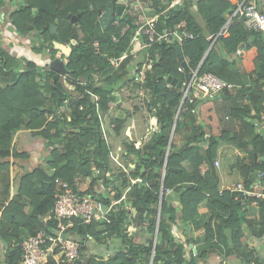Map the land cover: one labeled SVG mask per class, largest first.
<instances>
[{
	"label": "trees",
	"instance_id": "1",
	"mask_svg": "<svg viewBox=\"0 0 264 264\" xmlns=\"http://www.w3.org/2000/svg\"><path fill=\"white\" fill-rule=\"evenodd\" d=\"M5 1L0 0V4ZM14 1L10 22L16 32L31 39L36 53L57 56L60 50L55 41L71 42L74 26L79 38L72 44L70 55L61 54L70 70L67 75L25 55L16 56L0 43V180L5 184L7 200L11 165L24 169L20 162L29 155L22 148L21 138L26 134L17 135L18 132L29 129L33 137H44L49 149L43 166L17 176L12 201L29 205L30 213L17 209L13 203L6 204L7 200L0 203V238L7 246L4 252L0 246V264H21L23 248L19 241L25 232L22 229L27 226V231L35 233L45 226L39 217L47 216L54 204L56 177L69 181L83 194H96L108 205L117 201L105 219L83 224L75 220L70 227L68 234L73 235L69 237L81 243L80 264H150L153 249L152 264H204L211 253L222 248L216 234L226 231L230 240L226 250L244 249L245 244L240 241L244 227L239 224L243 205L236 198L237 192L220 190L222 175L215 164L223 136H206L203 124L197 122L198 103L186 99L183 107L187 109L178 114L182 89L168 85V75L181 65L175 48L179 41H156L135 59L131 51L139 17L131 6L119 25L111 22L103 29L99 9H104L108 0ZM172 1L152 0L153 12H163L157 20L158 29L163 32L184 18L188 29L193 30L195 22L201 35L189 40L199 49L198 57L202 58L212 45L199 72L211 71L224 79L221 67L229 62L225 57L232 53L227 52L201 15L198 5L202 0H184L171 6ZM207 1L220 15L236 7L229 0ZM78 13L79 20L72 22L69 15ZM52 24L57 25L54 33ZM97 41L99 51L95 47ZM216 53L221 55L218 61L212 59ZM123 54L128 55L115 69L110 57ZM147 57L152 58V66L141 81L135 82L136 64L141 65ZM260 58L261 54L256 63ZM190 73L185 71L186 75ZM183 78V74L179 75L180 80ZM263 87L264 65L252 79L253 100L248 106L242 105L240 113L252 118L250 123L256 133L253 162L242 164L248 184L257 170H264V160L255 159V153L264 156V137L256 129L264 110V97L260 94ZM134 89L141 93L126 94ZM241 95L245 93L241 91ZM133 117L147 126L151 117L157 118L139 146L138 140L127 134ZM178 133L185 134L181 143L175 141ZM87 177L89 186L79 190ZM168 194L173 198L169 199ZM203 204L206 210L201 211ZM132 208H136V213ZM260 210L263 223L259 236L264 234V204ZM234 211L238 214L229 218ZM172 224L181 226L183 240L173 234ZM54 227V220H49L48 229ZM91 238L97 243L111 241L113 256L104 260L93 255L85 257L84 250ZM190 243L196 245V252L188 253ZM46 264H54L53 259Z\"/></svg>",
	"mask_w": 264,
	"mask_h": 264
},
{
	"label": "crops",
	"instance_id": "2",
	"mask_svg": "<svg viewBox=\"0 0 264 264\" xmlns=\"http://www.w3.org/2000/svg\"><path fill=\"white\" fill-rule=\"evenodd\" d=\"M183 1L184 0H173L171 6L181 4ZM229 1L233 5H237L240 0ZM135 6L137 9L133 11L138 13L139 22L146 21L152 17H156L157 20H159V15L163 14V12L160 14L153 12L154 6H152V0L132 1V7L134 8ZM14 7V0H6L5 3L0 4V43L5 49L12 52L16 56L25 55L29 59H34L36 61L39 60L37 61L39 64L46 65L45 63L47 61L45 60H47V56L45 57L41 53L34 52L31 47V39L23 37L16 32L14 26L10 22L9 15ZM198 9L215 37L219 38L223 42L227 52L232 53L231 56L225 57L229 62L222 65L223 67H221V73L225 76L224 79L233 83L234 86L230 89L222 91L216 99H203L199 101L197 105V122L203 124L206 136H223L220 138L219 156L217 158L220 161L218 168L221 170V186H223L244 180L245 175L242 174V167L244 164L250 165L253 162V137L256 133L250 123L252 118L249 115L241 116L240 113L242 111V105L248 106V103L252 102L253 95L250 93L252 79L256 76V71H260L261 67L264 65V31H258L248 27L239 16L234 14V7H230L223 15H220L207 0H202L198 5ZM127 10L130 11V7L127 8L125 12ZM178 17L174 18L172 23L175 22ZM127 27H125L123 31H125ZM192 29L196 33L195 37H199L201 35L200 29L195 22L192 25ZM114 39H116V37H114ZM139 40H144V38H139L136 34L135 43L132 49V51H135V59H138L140 57V51L146 48L141 47L142 42L140 43ZM180 44L184 58L188 63V69H185L189 73L202 65L204 58L209 54L212 46L210 45V47L204 51V56L199 58V49L194 48L191 45L190 40H184L180 42ZM27 47H30L28 51L31 52V55L27 54ZM45 54L47 53L45 52L44 55ZM259 54L262 55V58H260L256 63V59ZM57 55H61V52ZM220 57L221 55L219 53L212 55V59L215 61H218ZM43 58H45L44 62ZM136 62L138 61L136 60ZM170 75L179 79L180 74L177 70L174 74ZM168 83L172 82L168 81ZM173 85L177 86L176 84ZM177 87L181 88V86ZM240 90L245 93L244 96L241 95ZM138 120H140V122ZM156 123V117H151L150 126L143 123L140 118L133 117L127 126V134L131 138L135 137L138 140L137 145L139 146L142 143L143 137L146 136V132L153 128ZM29 131V129H23L17 134H26L25 137L21 138L22 148L29 154L27 158L21 160L20 162L24 169L21 168L20 165H16L14 163L11 165L10 170L12 175L10 176L11 188L9 198L7 200L6 196L0 197V203L7 200L6 204L13 203L17 209L26 213H30L31 211L29 205L26 206L12 201V196L15 192V183L18 181L17 176L24 173L27 169L31 170L35 167L43 166L45 157L49 155V149H47L45 145L44 137L41 136L35 138L29 133ZM184 135L185 134L181 133L176 134L175 141L177 143H181L182 140H184ZM255 159L256 161L261 162L264 160V156L261 154L257 155L255 153ZM11 161L13 160L11 159ZM131 166L134 167L135 164L131 163ZM15 169L17 179L16 177L14 179L13 176ZM88 178L89 177H87L85 181L80 184L79 190H84L89 186L90 179L87 180ZM261 204H256L250 200L247 205L242 206L239 216V224L244 227V236L242 235L240 240L245 244L244 249L239 247L232 251L231 248V251L228 252L226 247L230 242L229 233L228 231L218 232L216 234V239L222 248L211 253L204 264H264V234L261 236L258 235L262 229L261 223H263L260 210ZM132 209L134 211L136 208ZM204 210H206L205 204L201 206V211ZM1 213L2 208L0 209V216ZM237 214L238 213L234 211L229 218H233ZM45 217L46 216H40L39 218L40 220H45ZM173 226L178 229L176 234L177 238L183 240L184 234L182 228H180L181 226L172 224V231ZM131 229L134 230L135 228L132 226ZM22 230L25 232H22L20 237L22 240L19 241L20 244L28 235L33 234L27 231V226ZM137 239L138 241H141V235H138ZM110 242L97 243L91 238L87 241L88 246L87 249L84 250V256L88 257L93 255L97 256L100 260L108 259L115 253L114 249L109 247ZM0 246L4 252L7 246L4 245V241H2L1 238ZM190 250L195 251L194 248L190 247V249H188V253ZM52 259L54 264H58L56 258L52 257Z\"/></svg>",
	"mask_w": 264,
	"mask_h": 264
},
{
	"label": "built area",
	"instance_id": "3",
	"mask_svg": "<svg viewBox=\"0 0 264 264\" xmlns=\"http://www.w3.org/2000/svg\"><path fill=\"white\" fill-rule=\"evenodd\" d=\"M132 1L137 0L126 1V9L130 6L132 7ZM136 9L137 7L135 6L134 10ZM234 10V14L239 16L248 27L264 31V0H240ZM123 15H120V18L115 19L113 23L119 25ZM136 34L139 38H144V40H139L140 43L142 42L141 47H148L159 40H178L180 43L196 36L194 30L188 29L187 21L184 18H180L173 26L162 32L158 29L156 17L140 21ZM95 47L99 51L98 41L95 42ZM131 53L135 55V51H131ZM127 55L110 57L113 67L115 69L118 68ZM152 61V58L147 57L141 65H136L134 70L135 82H139L144 78L146 71L152 66ZM200 66L188 75L185 74L186 69L183 65L178 67L179 74L184 75V78L180 80L183 98L179 112L182 109H187L183 107L186 99L195 104L203 99L214 100L222 91L234 86L233 83L222 79L211 71L200 73ZM168 85L174 86L172 83H168ZM132 93L140 94L141 92L138 89H134L127 91L126 94L131 95ZM261 94L264 97V88ZM192 111L194 112L195 108ZM256 129L264 137V110L256 123ZM215 164L218 167L220 161L216 159ZM55 183L58 186V191L51 211L45 217V226L28 235L22 242L23 256L21 264H46L52 257L56 258L58 264H80L83 261L81 243L69 237L68 231L70 227L76 223L75 220H78L79 224H83L105 219L107 213L117 202L113 201V203L108 205L97 195L83 194L77 191L69 181L62 180L59 177L55 178ZM220 190L237 192L236 198L240 200L243 206L247 205L250 200L256 204H264V170H257L254 179L249 184L244 180H240L223 185ZM167 192H170V189H167ZM49 220H54L55 222V227L51 230L48 229ZM56 230H59L60 233L65 232L67 237L64 238L62 235L56 234ZM173 231L176 235L178 229L173 226ZM103 264L110 263L104 262Z\"/></svg>",
	"mask_w": 264,
	"mask_h": 264
},
{
	"label": "water",
	"instance_id": "4",
	"mask_svg": "<svg viewBox=\"0 0 264 264\" xmlns=\"http://www.w3.org/2000/svg\"><path fill=\"white\" fill-rule=\"evenodd\" d=\"M126 1H128V0H108L106 5H105V8L99 9V20H100V23H101L103 29H106L111 24V22H113L115 19H119L120 15L124 14V12L126 10V3H125ZM79 16H80L79 13L74 14V15H69L72 22H77L79 20ZM56 30H57V25L52 24L51 25V31L54 33V32H56ZM71 36H72V41L69 43H63V42L55 41L56 48L60 50L61 54H64L66 56L70 55V53L72 51L73 42H75L79 38V34L77 32L76 26L73 27V32H72ZM175 48H176V52H177L179 61L181 62V64L186 69H188V63H187L186 59L184 58L181 44L177 43L175 45ZM48 65H49L50 69L57 71L62 75H67L70 72L68 64H67L66 60L62 57V55H57L54 58H52L50 60V62L48 63ZM167 79H168V81L172 82L173 84H176L177 86H181V83L177 77H174L173 75H168ZM178 114H179V111H178ZM178 114L176 116L174 124H176V122H177ZM173 131H174V128H173L172 133H171V138L173 135ZM169 148H170V144L168 145L167 149L169 150ZM168 150H167L166 155H168ZM167 197L169 199H172L173 195L168 194ZM134 213H136V209H134ZM158 225H159V219H158ZM157 229H158V226H157ZM55 233L62 235V237H64V238L67 237V234L65 232L60 233L59 230H56ZM156 239H157V232H156V236H155V241H156ZM190 247L194 248L195 251L197 250L193 243H190ZM153 256H154V249L152 251L150 264H152ZM55 263H56V261H55Z\"/></svg>",
	"mask_w": 264,
	"mask_h": 264
},
{
	"label": "rangeland",
	"instance_id": "5",
	"mask_svg": "<svg viewBox=\"0 0 264 264\" xmlns=\"http://www.w3.org/2000/svg\"><path fill=\"white\" fill-rule=\"evenodd\" d=\"M30 49V47H27V54L28 55H31V52L30 51H28ZM35 52V51H34ZM43 56H47V60H45V58H43V62H44V60L45 61H47L45 64L46 65H48V63L50 62V60L52 59L51 57H49L47 54H42ZM37 61H39V60H37ZM139 122H140V120H138ZM141 127H143V126H141ZM10 174L12 175V172H11V170H10ZM16 175H17V173H16V169H15V172L13 173V176H14V179H15V177H16ZM90 178H88L87 180H89ZM5 187V184L3 183V181H1L0 180V197H3V196H5V191L3 190V188ZM72 235H73V233L71 232H69V236L70 237H72ZM114 243H111V245H113Z\"/></svg>",
	"mask_w": 264,
	"mask_h": 264
}]
</instances>
